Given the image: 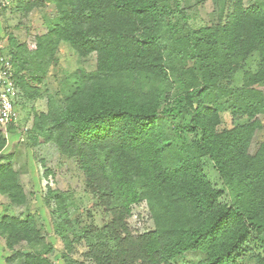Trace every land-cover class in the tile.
Wrapping results in <instances>:
<instances>
[{
  "label": "trees",
  "instance_id": "1",
  "mask_svg": "<svg viewBox=\"0 0 264 264\" xmlns=\"http://www.w3.org/2000/svg\"><path fill=\"white\" fill-rule=\"evenodd\" d=\"M14 3L23 14L45 11L46 25L33 49L10 41L20 99L39 96L61 46L78 58L95 54V69L49 96L28 131L32 146L51 142L76 164L108 217L82 225L68 214L69 195L48 185L66 264H175L188 252L202 254L190 264H264V0H232L224 17L198 28L179 23L178 0ZM6 142L0 135V153ZM11 159L0 154V195L24 206ZM141 205L152 229L133 231L128 219ZM0 238L9 264H52L53 243L32 214H1ZM76 246L80 260L71 257Z\"/></svg>",
  "mask_w": 264,
  "mask_h": 264
},
{
  "label": "rangeland",
  "instance_id": "2",
  "mask_svg": "<svg viewBox=\"0 0 264 264\" xmlns=\"http://www.w3.org/2000/svg\"><path fill=\"white\" fill-rule=\"evenodd\" d=\"M16 0H8L7 6L0 10V39L4 52L11 50L10 41L24 42L29 49L34 48L35 36L46 32L44 13L35 9L23 14L16 10ZM179 6L185 8V21L178 20L180 24L198 28L217 22L219 17L230 10L232 0H178ZM256 0H244V5L249 6ZM50 6L46 9L49 11ZM87 72L95 69V54L85 58H78L70 48L61 46L59 48L58 63L49 69L43 78L40 86L39 96L35 99H20L21 105L18 108V121L15 123L13 132H3L0 128V135L5 137L6 146L0 154L11 155L12 165L19 173L20 182L27 195V203L24 206H9L4 196H0V215L9 213L15 216L24 217L26 213L32 214L41 225L46 243H53L54 250L49 255L52 264H66L61 257L65 251L61 238L56 233V225L59 223L54 213L55 207L48 200L46 191L50 188L60 190L69 195L71 202L68 214L71 218L79 216L82 225L93 222L100 226L107 220V215L96 205L95 198L87 193L85 189L84 175L77 168L76 164L68 158L60 155L56 146L49 142L32 146L28 139V131L32 124V117L35 111L46 109L47 99L53 96L56 99L68 93L74 74L79 70ZM239 81H237L238 83ZM223 126L230 127L234 124L227 112L222 114ZM259 139L264 140V128L259 134ZM258 139L255 137L250 148L253 153L257 147ZM208 178L218 188L222 184L214 170L211 162L203 160ZM46 169L50 174L45 175ZM225 199V198H224ZM128 224L133 231H146L152 229V221L144 205L134 207ZM3 239L0 238V264H9L6 257L10 251L3 248ZM83 246H76L72 258L81 259ZM202 257L201 253L188 252L175 259V264H190L192 261ZM18 264V262L10 263Z\"/></svg>",
  "mask_w": 264,
  "mask_h": 264
},
{
  "label": "built area",
  "instance_id": "3",
  "mask_svg": "<svg viewBox=\"0 0 264 264\" xmlns=\"http://www.w3.org/2000/svg\"><path fill=\"white\" fill-rule=\"evenodd\" d=\"M21 93L14 75L13 62L0 42V128L6 132L10 124L18 121Z\"/></svg>",
  "mask_w": 264,
  "mask_h": 264
},
{
  "label": "crops",
  "instance_id": "4",
  "mask_svg": "<svg viewBox=\"0 0 264 264\" xmlns=\"http://www.w3.org/2000/svg\"><path fill=\"white\" fill-rule=\"evenodd\" d=\"M7 1H8V0H0V10L6 8V6H7ZM11 1H13V0H11ZM0 41H1V39H0ZM1 42H2V41H1ZM0 196H2V195H0Z\"/></svg>",
  "mask_w": 264,
  "mask_h": 264
}]
</instances>
